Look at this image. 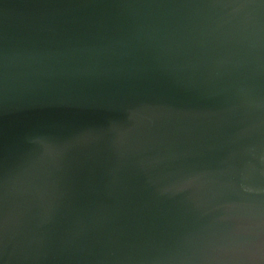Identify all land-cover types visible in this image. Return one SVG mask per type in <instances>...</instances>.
I'll return each mask as SVG.
<instances>
[{"label":"water","instance_id":"95a60500","mask_svg":"<svg viewBox=\"0 0 264 264\" xmlns=\"http://www.w3.org/2000/svg\"><path fill=\"white\" fill-rule=\"evenodd\" d=\"M0 264H264V0H0Z\"/></svg>","mask_w":264,"mask_h":264}]
</instances>
